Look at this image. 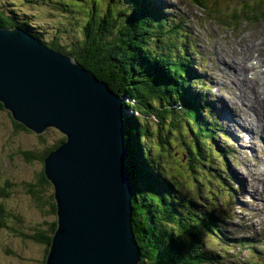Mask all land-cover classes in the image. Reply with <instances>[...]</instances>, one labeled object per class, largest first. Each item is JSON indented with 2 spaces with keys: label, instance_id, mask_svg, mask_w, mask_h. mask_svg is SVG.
<instances>
[{
  "label": "trees",
  "instance_id": "1",
  "mask_svg": "<svg viewBox=\"0 0 264 264\" xmlns=\"http://www.w3.org/2000/svg\"><path fill=\"white\" fill-rule=\"evenodd\" d=\"M16 1L19 7L14 6ZM71 1L0 0V26L21 28L48 48L70 55L115 94L126 98L125 164L133 187L131 224L139 246L137 264H262L258 255L250 256L248 263L229 254L230 248L239 255L247 249L263 254L264 241L232 232L234 206L227 202V210L223 207L221 198L239 191L231 185L234 177L229 166L230 162L237 164V152L226 143L233 138L220 125L218 114L209 117L201 98L191 91L194 84H199L197 96L211 87L188 63L192 55H197L179 38L185 34L187 22L170 26L174 19L161 7L154 9L152 0H104L106 6L101 13L97 4L102 0ZM192 1L206 8L204 0ZM88 2L91 8L86 18L69 35L65 27L59 26L67 23L59 22L47 31L48 37L38 29L42 25L31 22L28 16L32 14L22 8L25 4H44L59 15L80 19L76 13L85 12ZM262 2L250 5L246 16L257 14L256 7L263 9ZM74 5L83 10L71 8ZM238 15L232 11L227 18L235 24L234 17ZM129 110L134 114H127ZM13 124L27 130L14 120ZM63 141L64 137L37 156L25 152L27 159L35 157L43 165V158ZM171 151L179 153L177 158L185 166V182L164 169ZM48 182L42 166L34 192L38 194ZM203 185L208 189H202ZM191 189L193 194L189 193ZM51 198L49 212L55 219L47 230L33 236L46 246L45 256L56 227L53 194Z\"/></svg>",
  "mask_w": 264,
  "mask_h": 264
},
{
  "label": "water",
  "instance_id": "2",
  "mask_svg": "<svg viewBox=\"0 0 264 264\" xmlns=\"http://www.w3.org/2000/svg\"><path fill=\"white\" fill-rule=\"evenodd\" d=\"M0 102L36 134L65 135L43 158L56 206L45 264H137L124 101L70 55L0 26Z\"/></svg>",
  "mask_w": 264,
  "mask_h": 264
},
{
  "label": "rangeland",
  "instance_id": "3",
  "mask_svg": "<svg viewBox=\"0 0 264 264\" xmlns=\"http://www.w3.org/2000/svg\"><path fill=\"white\" fill-rule=\"evenodd\" d=\"M105 1L102 0L100 4H97V10L100 9L98 13H101L105 8ZM152 1L154 9L161 7L165 14L171 16L172 20L174 19L169 24L170 26L178 22L184 25L187 22L184 27L185 34L179 38L186 41L191 52L194 51V54L197 55V58L192 55L193 62L188 60V63L190 68L196 69L206 82L210 80L207 85L211 87V90H203L198 96L196 91L199 89V84L191 85V91L197 98H201L209 112V117L218 114L220 125L233 138L227 139L226 143L235 148L237 152L234 154L238 160L237 164L234 166L230 162L229 166L230 174L234 177L231 185L234 188L237 186L239 191L232 194L231 197L225 195L221 198L226 210L227 202L234 206L235 217L232 232L245 234L255 241H264V187H262L264 186V140L260 138V134L255 132L251 134L244 129L243 124L256 119V114L233 98L232 93H237V90L232 86V72L226 69L227 62L232 63L234 57L239 61V55H244V45L248 47L249 42H252L253 39L259 38L264 41V2L261 4L263 9L256 7L257 14L249 17L245 14L247 13L246 9H249L250 5H253L257 0H228L227 2L218 0L214 4L215 0H204L206 8L192 0ZM71 2L74 3L73 0ZM19 5V1L14 4L15 7H19ZM89 7L90 2L86 3L85 12L76 13L80 19H75L70 14L67 17L59 15L55 13L57 10H50L44 4L43 6L25 4L22 8L32 14L28 16L31 22L35 21L42 25L38 29L43 30L44 36L48 37L47 31L56 28L59 22L67 23L66 26L63 24L59 26L65 27L66 33L69 35L75 27L81 24V20L86 18ZM71 8L83 10L76 5ZM212 10L217 12L214 13ZM232 11L239 14L234 17L235 24L232 19L227 18V15L229 16ZM61 33L65 32H59V34ZM179 38L177 42L180 41ZM253 43L255 44L254 41ZM236 45L239 47H235ZM230 46L231 48L227 50ZM263 48L260 52L262 59L260 63L263 64L261 68L264 71ZM257 53V49L252 48L245 54V61L251 63L258 57ZM191 54L189 53V55ZM252 73L254 72L250 71L248 77L255 75L261 80L257 79L259 84L264 83L263 74L252 75ZM201 85L203 86V81ZM260 92L264 98L262 89ZM240 108L246 109V111L243 112V110H239ZM132 112L129 110L127 114ZM229 112L233 115L231 116ZM258 113V117H262L261 110ZM238 114L239 121L236 120ZM244 117L247 120H244ZM62 137L64 134L54 127L46 129L41 134H36L29 129H17L9 111L6 109L0 111V264H43L46 246L36 241L33 236L45 228L47 230L48 225L55 219L49 212L48 203L53 202V199H50L53 187L48 182L39 188L38 194L34 192L37 188L35 182L43 165L35 157L28 160L25 152H30L32 157L42 154L46 148L56 144ZM178 155L179 153L173 154L171 151L166 159L164 169H168L179 180L185 182L188 180V176H186L185 166L177 158ZM201 188L207 190L208 185H203ZM253 190H256V193ZM194 192L193 189L189 190L190 194ZM257 192L261 195L259 196ZM35 194L40 197H36ZM216 245L214 244V246ZM228 250L233 258L245 259V262L248 263L252 259L250 256L254 255L256 258L258 255L257 260L264 264V253L253 254L251 249H247L241 251L239 255L235 248Z\"/></svg>",
  "mask_w": 264,
  "mask_h": 264
},
{
  "label": "bare ground",
  "instance_id": "4",
  "mask_svg": "<svg viewBox=\"0 0 264 264\" xmlns=\"http://www.w3.org/2000/svg\"><path fill=\"white\" fill-rule=\"evenodd\" d=\"M255 42V44L253 43ZM252 42H249L248 47L244 45V55L240 56L239 55V61L237 60L238 58H233L232 63L227 62L226 66H228L226 69H229L232 72V86L235 87L237 90V93H232L233 98L235 100H238L240 104L246 105L247 108L253 113L256 114V119L250 122H246V124H243L244 129H246L248 132L251 134L253 132L260 134V138L264 140V98L261 96L260 90L264 92V83L259 84L258 80L255 75V73H261L263 74V79H264V71L261 68L263 64L261 59V49L264 46V41L258 39H253ZM252 48H256L258 53H257V58H255L251 63L245 61V54H247ZM264 50V48H263ZM259 58V60H258ZM237 60V61H236ZM264 60V58H263ZM259 67V68H258ZM252 71V77H248L249 72ZM229 74V71H228ZM231 75V74H230ZM189 77V76H188ZM187 77V78H188ZM259 81H261L259 79ZM263 95V94H262ZM123 101L126 99L124 96L120 97ZM224 101V100H223ZM205 103V102H204ZM239 110H243V112L246 111V109L240 108ZM261 110L262 112V117L259 116V111ZM241 113V112H240ZM229 114L232 116L233 114L229 112ZM252 118V117H251ZM237 121H239V114L238 117L236 118ZM244 120H247L246 117H244ZM65 138V135H64ZM260 144V142H259ZM50 183V182H49ZM51 184V183H50ZM52 185V184H51ZM53 187V185H52ZM264 187V186H262ZM54 192V188H53ZM253 192L256 193V190H253ZM257 194L260 196L261 194L257 192ZM133 197V187L131 185V199ZM259 198V197H258ZM245 231V230H244ZM50 245L48 246V251L49 252ZM47 260V253L44 259V264L46 263Z\"/></svg>",
  "mask_w": 264,
  "mask_h": 264
}]
</instances>
